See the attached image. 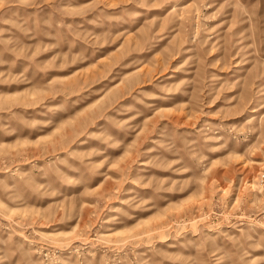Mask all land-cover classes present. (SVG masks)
<instances>
[{
	"label": "rangeland",
	"instance_id": "rangeland-1",
	"mask_svg": "<svg viewBox=\"0 0 264 264\" xmlns=\"http://www.w3.org/2000/svg\"><path fill=\"white\" fill-rule=\"evenodd\" d=\"M0 264H264V0H0Z\"/></svg>",
	"mask_w": 264,
	"mask_h": 264
}]
</instances>
